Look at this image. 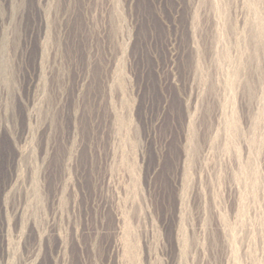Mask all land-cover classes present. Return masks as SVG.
Returning <instances> with one entry per match:
<instances>
[{
  "label": "rangeland",
  "instance_id": "1",
  "mask_svg": "<svg viewBox=\"0 0 264 264\" xmlns=\"http://www.w3.org/2000/svg\"><path fill=\"white\" fill-rule=\"evenodd\" d=\"M0 264H264V0H0Z\"/></svg>",
  "mask_w": 264,
  "mask_h": 264
}]
</instances>
